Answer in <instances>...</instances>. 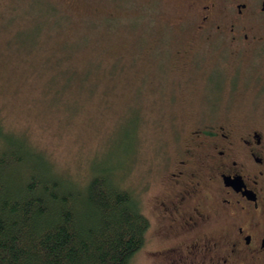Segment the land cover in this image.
Wrapping results in <instances>:
<instances>
[{"label": "rangeland", "instance_id": "rangeland-1", "mask_svg": "<svg viewBox=\"0 0 264 264\" xmlns=\"http://www.w3.org/2000/svg\"><path fill=\"white\" fill-rule=\"evenodd\" d=\"M121 1L133 15L119 13L118 24L131 16L134 30L103 25L113 0H0V120L58 172L82 177L95 161L120 165V183L153 219L190 130L264 127V51L229 45L224 23L216 34L219 18L199 28L200 13L180 0ZM68 37L63 56L73 51L60 59ZM113 62L124 70L114 73ZM156 245L150 240L132 264H158Z\"/></svg>", "mask_w": 264, "mask_h": 264}, {"label": "flooded vegetation", "instance_id": "flooded-vegetation-1", "mask_svg": "<svg viewBox=\"0 0 264 264\" xmlns=\"http://www.w3.org/2000/svg\"><path fill=\"white\" fill-rule=\"evenodd\" d=\"M180 1L200 13L199 28L219 18L216 34L224 23L229 45L264 51V0ZM169 163L150 211L154 223L142 207L149 220L145 245L157 243L152 259L264 264V127H197Z\"/></svg>", "mask_w": 264, "mask_h": 264}, {"label": "trees", "instance_id": "trees-1", "mask_svg": "<svg viewBox=\"0 0 264 264\" xmlns=\"http://www.w3.org/2000/svg\"><path fill=\"white\" fill-rule=\"evenodd\" d=\"M113 1L103 25L134 30L131 16L124 24L116 19L133 8ZM111 65L114 73L124 70ZM119 166L95 161L82 177L58 172L24 133L0 120V264H132L147 241L149 220L138 193L117 178Z\"/></svg>", "mask_w": 264, "mask_h": 264}]
</instances>
